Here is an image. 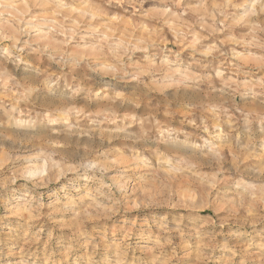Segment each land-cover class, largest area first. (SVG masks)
Segmentation results:
<instances>
[{"label":"rangeland","instance_id":"obj_1","mask_svg":"<svg viewBox=\"0 0 264 264\" xmlns=\"http://www.w3.org/2000/svg\"><path fill=\"white\" fill-rule=\"evenodd\" d=\"M0 264H264V0H0Z\"/></svg>","mask_w":264,"mask_h":264},{"label":"bare ground","instance_id":"obj_2","mask_svg":"<svg viewBox=\"0 0 264 264\" xmlns=\"http://www.w3.org/2000/svg\"><path fill=\"white\" fill-rule=\"evenodd\" d=\"M24 124H26L25 121H24ZM220 134H221V133H220ZM138 162H139V161L135 158L134 160L131 161V165H132V166H135ZM140 163H141V162H140ZM129 165H130V164H129ZM134 168H135V167H134ZM41 171H44V169H41Z\"/></svg>","mask_w":264,"mask_h":264}]
</instances>
